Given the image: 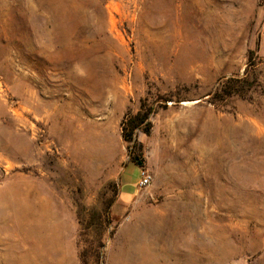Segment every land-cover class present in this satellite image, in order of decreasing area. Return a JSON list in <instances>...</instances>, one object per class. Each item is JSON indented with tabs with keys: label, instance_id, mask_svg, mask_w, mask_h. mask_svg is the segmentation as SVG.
<instances>
[{
	"label": "rangeland",
	"instance_id": "rangeland-1",
	"mask_svg": "<svg viewBox=\"0 0 264 264\" xmlns=\"http://www.w3.org/2000/svg\"><path fill=\"white\" fill-rule=\"evenodd\" d=\"M20 261L264 264V0H0V264Z\"/></svg>",
	"mask_w": 264,
	"mask_h": 264
},
{
	"label": "bare ground",
	"instance_id": "bare-ground-1",
	"mask_svg": "<svg viewBox=\"0 0 264 264\" xmlns=\"http://www.w3.org/2000/svg\"><path fill=\"white\" fill-rule=\"evenodd\" d=\"M12 202H14V200ZM12 202H11V205L9 204V207L13 205ZM30 210H31V208L29 209V207H25V214L23 215L22 220L20 221V223L22 225L24 224V228H25L26 233L30 234V236L32 235L35 237L40 236L42 233H47L49 230L48 226H42V227L38 226L35 219L33 218L34 213L30 212ZM43 213H45V214L49 213V209H46V207H44ZM158 220H159L158 223H160L164 219L160 216V218H158ZM162 223H164V221ZM152 225L150 224V222H147L145 220V218H143V219H140L137 226H134L130 230L129 235H128V238H129L128 242L132 248L130 250V254L133 253L134 255H137V253H139L140 255H142L144 253L145 247L147 246V243L149 242L150 236L155 235L157 233V231H156L157 226H152ZM133 254H132V258H134ZM36 263L37 262H35L33 264H36ZM20 264H26V262L20 261ZM125 264H128V263L125 262Z\"/></svg>",
	"mask_w": 264,
	"mask_h": 264
},
{
	"label": "trees",
	"instance_id": "trees-1",
	"mask_svg": "<svg viewBox=\"0 0 264 264\" xmlns=\"http://www.w3.org/2000/svg\"><path fill=\"white\" fill-rule=\"evenodd\" d=\"M248 78V71L245 72L243 77L240 79H229L225 83H223L222 87L225 92H228V94H239L241 92H244V88H246ZM144 124V125H143ZM149 121H147V114L139 111L134 116H130L122 124V138L123 140L131 144L130 148L136 149L137 154L134 155V152H130V163L135 165H139L140 162V155L141 151L140 144L138 143L136 136H135V130L142 131L144 133L149 132Z\"/></svg>",
	"mask_w": 264,
	"mask_h": 264
},
{
	"label": "crops",
	"instance_id": "crops-1",
	"mask_svg": "<svg viewBox=\"0 0 264 264\" xmlns=\"http://www.w3.org/2000/svg\"><path fill=\"white\" fill-rule=\"evenodd\" d=\"M136 182L131 188L127 187L125 189V185L121 184V182L119 181L120 192L118 194L117 203L122 207H129L130 205L140 200L141 195L138 193L139 190L135 186Z\"/></svg>",
	"mask_w": 264,
	"mask_h": 264
},
{
	"label": "built area",
	"instance_id": "built-area-1",
	"mask_svg": "<svg viewBox=\"0 0 264 264\" xmlns=\"http://www.w3.org/2000/svg\"><path fill=\"white\" fill-rule=\"evenodd\" d=\"M151 183V176L148 174L147 171L143 169L140 170V178L136 182V188L138 190L146 189Z\"/></svg>",
	"mask_w": 264,
	"mask_h": 264
}]
</instances>
